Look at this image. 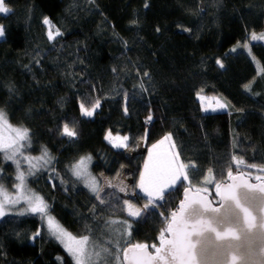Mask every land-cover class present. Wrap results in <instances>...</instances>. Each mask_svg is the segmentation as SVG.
<instances>
[{
  "label": "trees",
  "instance_id": "obj_1",
  "mask_svg": "<svg viewBox=\"0 0 264 264\" xmlns=\"http://www.w3.org/2000/svg\"><path fill=\"white\" fill-rule=\"evenodd\" d=\"M5 3L11 11L0 13V110L11 125L28 129L34 154L47 149L54 160L28 183L67 231L101 244L106 239L108 248L158 245L165 226L160 212L169 216L189 184L207 188L216 201L215 183L226 181L229 170L264 177V45L251 40L252 33L264 30V0ZM45 17L51 30L61 33L53 40ZM201 89L227 101V112L205 114L196 97ZM96 100L100 107L93 116H82L80 104L90 108ZM65 124L74 127L75 137L62 134ZM108 132L128 136L130 151L141 142L148 150L172 134L181 160L193 165L190 180L139 219L116 209L114 199L100 203L70 167L91 156L92 172L111 181L127 168L137 190L147 152L129 155L110 146ZM0 168L11 186L12 168L1 153ZM210 172L214 183L204 184ZM137 197L138 205L146 202L139 192ZM114 219L129 221L131 235L121 228L112 235L108 228ZM38 230L41 235L33 238ZM118 236L122 242L114 244ZM0 264L74 262L47 236L40 215H7L0 220Z\"/></svg>",
  "mask_w": 264,
  "mask_h": 264
},
{
  "label": "snow or ice",
  "instance_id": "obj_2",
  "mask_svg": "<svg viewBox=\"0 0 264 264\" xmlns=\"http://www.w3.org/2000/svg\"><path fill=\"white\" fill-rule=\"evenodd\" d=\"M10 11L5 0H0V13L7 14ZM43 23L49 25V40L61 35L59 30L55 32L51 30V21L47 17L44 18ZM3 35L4 30L0 28V36ZM262 39L264 33L251 34L253 41ZM237 47L241 45L238 43ZM243 47L247 48L248 44L245 43ZM216 62L223 67L219 59ZM244 87L245 90H250L251 84H246ZM196 97L205 112L224 110L229 106L221 97L204 95L203 89L196 93ZM99 107V100H96L90 108L81 103V115L91 117ZM151 119L149 115L146 123ZM62 134L69 138L77 135L74 127H69L68 124L64 125ZM105 140L114 148H127L129 137L113 136L108 132ZM29 141L28 129L11 125L6 113L0 110V153H3L5 160L16 164L15 179L18 181L14 185L15 195L10 194L4 185L0 184V217L5 215L6 206H15L24 202L27 204L25 211L39 214L42 220H46L49 234L60 242L74 260V264H99L101 256L110 255V250L93 244L87 235L76 236L67 231L49 214V205L44 197L27 188L25 172L20 170L17 156L23 155L22 149ZM23 159L29 163V174H32V169L38 167L39 161L45 164L50 162L47 149L43 150L40 157L24 156ZM233 160L238 164L244 163L243 160H237L235 157ZM90 161V156L81 157L71 166V171L78 179H83L85 186L99 199L101 189L96 177L88 171ZM192 167L193 165L181 160L172 134H165L148 148V156L144 160L143 170L135 186L146 197L143 210L128 200L124 201L123 210L127 212L128 217L139 219L152 207L159 206L179 184L189 181V169ZM260 170L264 171V169ZM228 179L231 183H215L216 195L220 198L219 207H213L204 194L207 193V188L193 189L191 184L185 187L184 199L180 201L178 209L164 217L165 226L159 232V244L128 242L126 246L116 249L115 259L118 264H227L229 256L233 264H236L237 256L243 259L244 264H264V255L260 254L264 252V231H260L264 229V217H260L257 222V217L254 215V211L264 212V195H256L257 192L264 194V182L249 183L242 176H234L231 170L228 172ZM255 180L264 181V177L256 176ZM203 183H214L211 172L204 177ZM108 186H113L111 181H108ZM119 191H126V186L121 185ZM190 192L194 194L190 195ZM101 202L103 203V200ZM121 223L126 225L124 235L130 236L131 223L127 220ZM39 235L41 232L38 230L33 238ZM233 241H242V243L234 244Z\"/></svg>",
  "mask_w": 264,
  "mask_h": 264
},
{
  "label": "rangeland",
  "instance_id": "obj_3",
  "mask_svg": "<svg viewBox=\"0 0 264 264\" xmlns=\"http://www.w3.org/2000/svg\"><path fill=\"white\" fill-rule=\"evenodd\" d=\"M48 26V25H47ZM0 28H2L3 29V26H0ZM48 32H49V26H48ZM261 33H264V30L263 31H261V32H259V33H256V34H261ZM4 37V35L3 36H0V39L1 38H3ZM253 41V40H252ZM257 42H260V43H262L263 45H264V39H262V40H256ZM256 41H253V42H256ZM206 96H209V97H213V96H211V95H206ZM198 100V99H197ZM200 102V101H199ZM200 105H201V102H200ZM98 110V108L95 110V111H97ZM216 112H227V109H224V110H217V111H215V112H213V111H211V110H209V111H207V112H205L204 111V113L206 114V113H216ZM87 117V116H86ZM92 117V116H91ZM9 120V119H8ZM10 122V121H9ZM11 124V123H10ZM13 126H15V125H13ZM15 127H17V126H15ZM113 136H116V135H113ZM30 137V136H29ZM107 141V140H106ZM108 142V141H107ZM108 144L110 145V146H112V144H110L109 142H108ZM146 148V145H144V142L142 143H140L139 144V147H138V149L136 150V151H130L129 149H127V148H116V149H123V150H125L126 151V153H128L129 155H132V154H135V153H141V152H143V150ZM150 148V147H149ZM43 150L44 149H42L39 153H36V154H34L32 151H31V140L28 142V145L25 147V148H23L22 149V153H23V155L21 156V155H18L17 156V160H19L20 161V170L21 171H24L25 172V176H26V185H27V188H29L30 189V186H29V183H28V181H29V179H31V178H33L39 171H45V172H47L51 167H52V164H53V162H54V160H52V157H51V155H50V153H49V151H48V154H49V157H50V162L49 163H47V164H45L43 161H39V163H38V167L37 168H35V169H32L31 170V173L32 174H29V163H28V161H26V160H24L23 159V157L24 156H28V157H40L41 155H42V152H43ZM1 155H2V160H3V162H8L10 165H11V168H12V171H11V173H12V175H11V180H12V185L11 186H8L7 184H5L4 183V181H3V176H4V174L2 173V169L0 168V184H3L4 185V187L7 189V191L10 193V194H12V195H15V192H16V190H15V188H14V185L16 184V183H18V181H16V179H15V177H16V172H17V168H16V164L15 163H13L12 161H8V160H5L4 159V156H3V153H1ZM147 156H148V151L146 152V158H147ZM91 157V156H90ZM145 158V159H146ZM33 163H37L36 161H33ZM91 163H92V159H91V161L89 162V165H88V171L91 173V175L92 176H94V177H96V179H97V181H98V185H99V187H100V189H101V191H100V193H99V199L97 198V195L95 194V193H93L94 195H95V197H96V199H97V201H99L100 203H102L101 202V200L104 198V197H107V200H109L110 201V199H114L116 202H117V204H116V209H118V210H122V211H124L123 210V208H124V201L125 200H128L130 203H133L136 207H139V208H141L142 210H143V206H144V204L146 203H144V204H141V205H138L139 204V202H138V197H137V193L139 192L140 194H141V196L142 197H144V194L142 193V192H140V190L138 189V188H136L137 190H133L132 189V185H131V183H132V178H130L129 177V170L127 169V168H122V170H121V172H120V174L114 179V180H108V179H106L103 175H99V176H97V175H95L93 172H92V169H90V167H91ZM70 170H71V167H70ZM142 170H143V165H142ZM72 172V171H71ZM74 176V175H73ZM257 176H260V175H257ZM78 181H80L81 182V184L88 190V191H90L86 186H85V183H84V180L83 179H78L76 176H74ZM253 180H255V178H253ZM108 181H111V183H112V187H109L108 186ZM138 181H139V179H138ZM185 182H187V181H185ZM138 183V182H137ZM121 185H123V186H126V191H124V192H121V191H119V187L121 186ZM192 188L193 189H195V188H204V187H200V186H192ZM33 191V190H32ZM91 192V191H90ZM215 192H216V189H215ZM207 194H210V190H208L207 191ZM144 198H146V197H144ZM214 200H215V198H213ZM27 209V204H25L24 202H21L20 204H18V205H15V206H11V205H9V206H6V208H5V215L3 216V217H0V220H2V219H4L7 215H9V216H28V215H39V214H33V213H31V212H27V211H25ZM151 210H154V207H152L151 208ZM125 212V214L127 215V212L126 211H124ZM149 212V211H148ZM21 213H23V214H21ZM50 214V213H49ZM146 214V213H145ZM50 215H52V214H50ZM53 216V215H52ZM128 216V215H127ZM160 216H161V218L162 219H164V217H166V215L164 214V213H162V212H160ZM54 217V216H53ZM129 219H131V220H135L134 218H130L129 217ZM41 220H42V218H41ZM114 221H115V223H113V221H111V227H109L108 228V230H110L111 231V233L113 232L114 233V235H115V233H116V231H117V229L118 228H121V229H125V227H126V225L125 224H123V223H119V221L118 220H116V219H114ZM42 225H43V227H44V230H45V232H46V234H47V236H51L50 234H49V232H48V228H47V222H46V220H42ZM62 226V225H61ZM113 233H112V235H113ZM37 237V236H36ZM52 238H54L53 236H52ZM54 240L61 246V247H63L61 244H60V242L59 241H57L55 238H54ZM92 242H93V244H95V245H98L99 247H107L106 245H103V244H105L104 242H107L106 241V239L103 241V244H101V242H100V239H98V238H96V239H90ZM122 242V236H118L117 238H115V240H114V244H120ZM121 247V246H120ZM108 248V247H107ZM117 248V246L114 248V247H112V248H108L109 250H110V255L109 254H103L102 256H101V258L99 259V264H115L114 262H112V260H114L115 259V255H113L114 253V250ZM118 248H119V246H118ZM64 249V248H63ZM114 249V250H113ZM68 254V253H67ZM69 255V254H68ZM71 257V256H70ZM71 259H72V257H71ZM72 261L74 262V260L72 259ZM118 264V263H117Z\"/></svg>",
  "mask_w": 264,
  "mask_h": 264
},
{
  "label": "water",
  "instance_id": "obj_4",
  "mask_svg": "<svg viewBox=\"0 0 264 264\" xmlns=\"http://www.w3.org/2000/svg\"><path fill=\"white\" fill-rule=\"evenodd\" d=\"M233 175L234 176H242L249 183H253V184H258V183L264 182V181H256V180H253V179H251V177H249L248 175H246L242 171L241 172H236ZM221 183H231V181L229 179H227L226 181L221 182ZM189 194L190 195H193L194 193L193 192H190ZM204 194L207 195V197L211 201L213 207H219L220 206V198H219V196L216 195V192H215V196H216V199H217L216 201H214L213 197L210 196V194H207V193H204ZM256 195L257 196H260V195H264V194H261V193L257 192ZM182 199H184V191H183V194H182ZM180 201L178 202V205H177L176 209H178ZM254 215L257 217V222H258L259 219H260V217H264V212L254 211ZM253 231H256V230L253 229ZM260 231H264V229H260ZM233 243L234 244H240V243H242V241H233ZM158 244H159V242H158ZM150 251H151V249H150ZM260 254L261 255H264V252H261ZM227 264H233V262L231 260V256H229L227 258ZM236 264H244V261H243V259L240 256H237Z\"/></svg>",
  "mask_w": 264,
  "mask_h": 264
},
{
  "label": "crops",
  "instance_id": "obj_5",
  "mask_svg": "<svg viewBox=\"0 0 264 264\" xmlns=\"http://www.w3.org/2000/svg\"><path fill=\"white\" fill-rule=\"evenodd\" d=\"M144 150H146V148ZM146 151H148V150H146Z\"/></svg>",
  "mask_w": 264,
  "mask_h": 264
}]
</instances>
